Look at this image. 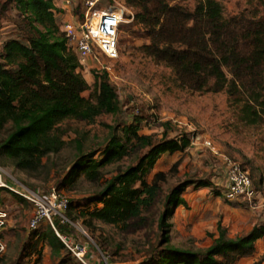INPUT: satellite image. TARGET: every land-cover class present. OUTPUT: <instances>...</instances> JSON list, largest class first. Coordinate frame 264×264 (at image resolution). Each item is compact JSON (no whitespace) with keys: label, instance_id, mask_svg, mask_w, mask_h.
Wrapping results in <instances>:
<instances>
[{"label":"trees","instance_id":"16d2710c","mask_svg":"<svg viewBox=\"0 0 264 264\" xmlns=\"http://www.w3.org/2000/svg\"><path fill=\"white\" fill-rule=\"evenodd\" d=\"M124 1L135 13L134 24L148 38L146 56L169 68L182 89L192 93L225 91L242 106L246 124L264 123L263 20L245 15L226 18L215 0L200 2L193 12L177 4V0ZM12 3L24 25L19 27L21 37L5 41L0 53V134L6 133L0 142V157L30 175L39 173L46 158L67 146L64 137L69 131L64 123L74 120L93 124L102 115H118L121 107L106 72L95 73L93 97H84L90 87L81 74L77 54L60 31L57 17L61 11L53 0H11L3 5L0 14ZM162 126L167 129L161 140L141 135L137 120L123 127L122 138L111 129L100 160L95 159L99 154L96 151L85 153L83 139L75 140L78 159L59 188L72 184L80 174L88 182L98 183L103 179L102 168L132 158L136 161L106 181L97 194L95 208L82 214L87 226L95 220L125 232L144 227L143 214L155 203L164 180V174L159 173L149 183L148 175L164 155L182 152L191 143L186 138L169 139L168 124ZM195 184L198 188L211 187L208 182L188 181L168 196L166 212L159 221L161 243L139 264H236L254 255L257 243L264 238V226L231 239L219 225L218 237L204 251L170 244L171 211L187 207L181 195ZM253 185L261 191L254 182ZM3 192L24 200L8 189H0V204ZM72 207L69 202L65 214L69 222L56 218L54 226L47 224L36 234L37 241L50 249L51 258L58 264H80L62 240L72 244V224L78 218L71 213ZM34 254L40 261L42 251L34 248Z\"/></svg>","mask_w":264,"mask_h":264},{"label":"rangeland","instance_id":"374dc122","mask_svg":"<svg viewBox=\"0 0 264 264\" xmlns=\"http://www.w3.org/2000/svg\"><path fill=\"white\" fill-rule=\"evenodd\" d=\"M11 0H0V10ZM82 0L57 19L60 31L64 23H74ZM108 1V0H107ZM206 0H177L176 3L193 12ZM226 18L245 15L264 21V0H215ZM127 22L121 28L119 57L110 60L100 57L98 62L89 60L82 66L81 74L90 90L84 97H93L95 73L106 72L116 89L121 111L118 115H102L93 124L67 121L64 126L68 134L64 137L67 146L57 155L44 160V168L37 174H26L16 170L5 157H0V167L6 172V180L15 187L22 186L30 191L45 195L58 188L72 203L71 213L77 218L72 224L74 236L70 245H89L90 264H139L161 243L159 221L166 212L168 196L188 181L211 184L210 188L188 187L181 197L187 207L172 209L168 223L170 244L176 248L204 251L218 237L220 225L231 239L248 235L255 227L264 226V123L251 126L243 121L242 106L225 91L220 93H192L182 89L172 71L163 64L146 56L144 46L148 42L141 27L134 24V11L120 1ZM99 7H103L100 5ZM72 12V14H71ZM22 17L15 3L8 4L0 14V53L3 43L10 38H20ZM134 120L140 122L141 135H152L161 140L168 124V138L190 140V146L182 152L164 155L148 175L151 183L156 174H164L155 203L146 210L144 227L139 231L125 232L119 227L93 221L87 226L81 219L85 211L95 208L97 194L106 181L119 171L136 163L135 158L108 165L101 169L103 179L98 183L88 182L80 174L64 188H59L75 162L78 151L75 140L83 139L85 153L96 151L95 159H101L102 150L111 135V129L122 138V129ZM6 133L0 134V142ZM211 142L212 147L206 145ZM147 152H142L140 157ZM239 162L251 175L262 199L258 208H251L242 201L230 202L225 197V159ZM0 211L6 214L0 228L3 251L0 264H58L50 256V249L37 241L36 234L49 224L45 222L37 231L29 228L34 207L26 200L13 198L2 193ZM34 248L42 251L39 261ZM106 261H105V260ZM71 261H76L71 259ZM77 262V261H76ZM264 264V238L256 245L253 256L241 259L236 264Z\"/></svg>","mask_w":264,"mask_h":264},{"label":"built area","instance_id":"2783aa9c","mask_svg":"<svg viewBox=\"0 0 264 264\" xmlns=\"http://www.w3.org/2000/svg\"><path fill=\"white\" fill-rule=\"evenodd\" d=\"M54 5L63 12L68 11L74 5L75 0H53ZM120 1L124 0H82L80 11L77 16L72 14L76 22L64 23L65 33L70 46L77 54L80 64L83 66L89 60L98 62L100 57L116 60L119 57V41L121 28L127 22L125 11ZM103 5V7H99ZM212 147L211 142H207ZM6 172L0 167V189H8L22 199L29 202L35 209L29 223L32 231H37L43 223L48 222L54 226V220L59 218L62 222H69L65 214L69 209V200L56 188L42 195L30 191L22 186L15 187L6 180ZM225 198L230 202L242 201L251 208H258L262 199L261 192L253 185L250 173L242 164L232 159H225ZM6 214L0 211V228L4 225ZM80 264H90L86 246H71L69 240L62 239ZM3 245L0 242V253ZM105 260V259H104ZM106 261V260H105Z\"/></svg>","mask_w":264,"mask_h":264},{"label":"crops","instance_id":"0c3cea01","mask_svg":"<svg viewBox=\"0 0 264 264\" xmlns=\"http://www.w3.org/2000/svg\"><path fill=\"white\" fill-rule=\"evenodd\" d=\"M60 17H57V19H59Z\"/></svg>","mask_w":264,"mask_h":264}]
</instances>
